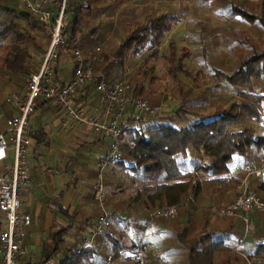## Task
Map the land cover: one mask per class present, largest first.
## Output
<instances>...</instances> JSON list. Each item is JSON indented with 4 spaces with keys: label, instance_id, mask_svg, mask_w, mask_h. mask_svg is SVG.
I'll use <instances>...</instances> for the list:
<instances>
[{
    "label": "trees",
    "instance_id": "16d2710c",
    "mask_svg": "<svg viewBox=\"0 0 264 264\" xmlns=\"http://www.w3.org/2000/svg\"><path fill=\"white\" fill-rule=\"evenodd\" d=\"M87 1L67 0L69 20L64 29V36L68 48L76 43L79 34L84 33L85 21L88 18L86 10L91 8L89 5L91 2ZM220 1L226 3L230 11L241 19L251 23L259 22L264 27V7L260 14H255L228 0ZM0 16V82L20 87L19 81L26 79L28 81L29 75L38 68L36 61L33 60L32 46L44 50L38 43L34 29L39 28L44 32L42 34L45 36L47 34L41 21L22 7L19 0H0ZM174 22L175 18L168 13L149 18L128 33L115 51L110 54L97 52L96 69L107 73L108 77H114V70L119 69L121 76L125 72L124 66L129 53L132 51L138 54L147 47L151 53L144 60V64L145 62L147 64L150 58L159 57V48L167 33L172 30ZM88 38L99 39L95 29L88 34ZM246 44L249 48L248 53L241 57L236 69L229 72L219 68L210 69L215 78L235 89L238 101L229 106L219 107L211 114L194 113L195 121L185 125L176 124L173 117L167 120H159L157 117L146 120L133 117L128 126L122 128L120 124L123 157L115 162L120 166H128L138 178L144 175L158 182L154 185H144L143 192L139 191L136 194L139 199L146 196L143 199L146 208L149 205L153 206L152 210L164 205H178L181 210L191 205L199 212L201 210L195 204L196 201H185L189 195L194 193L196 200L206 192L211 193L212 197H220L228 189L226 179L210 178L211 176L231 173L235 164H246L254 158L264 156V135H256L253 127H245L243 130L234 128V124L245 118L264 115V47L250 42ZM88 49L87 47L81 50L86 52ZM188 56V53L181 54L177 58V63L169 66V72L175 80L178 79L179 72L189 75L184 63ZM167 59L171 63L174 62L170 56ZM100 62L103 64L101 69L98 68ZM198 72L201 73L200 70ZM190 90L185 91L183 86L179 87L180 106L175 113L181 118L183 113L189 112L188 108L193 104L196 107L195 100L199 98L190 96ZM151 92L143 80H136L131 91L138 97H146ZM206 155L211 157V162L204 161ZM208 179L210 182H206ZM261 187H264V182ZM213 207V204H209L204 209L207 211L205 213L207 218L204 220L202 234L197 244L190 246L187 264H233L234 258L229 255L233 224L224 231L207 229L210 226L208 213ZM191 212L189 209L187 223L178 231L177 238L180 243H185L196 231ZM196 212L194 211V214ZM115 218L121 222L124 220L126 223L133 222V228L141 224L144 230V225L146 226V219L137 220L132 217L126 220L119 216ZM70 228L71 225H68L50 234L51 241L44 243L43 257L39 264H46L50 260L62 264L59 263L57 256L66 251L64 248ZM257 232L256 245L246 248L243 243L241 248H246L250 258L256 257L260 264H264V242L261 241L262 236L258 235L261 232ZM110 237L111 233H106L104 240L99 243L107 244L111 241ZM237 242L239 244L241 241ZM137 243L135 242L133 246ZM78 256L89 260L85 264L90 263L94 249L86 251L82 248Z\"/></svg>",
    "mask_w": 264,
    "mask_h": 264
},
{
    "label": "rangeland",
    "instance_id": "374dc122",
    "mask_svg": "<svg viewBox=\"0 0 264 264\" xmlns=\"http://www.w3.org/2000/svg\"><path fill=\"white\" fill-rule=\"evenodd\" d=\"M88 1L91 2L90 4L88 3L91 8L86 10L88 18L85 21L84 33L78 35V40L71 47H65V49L61 50L60 54L63 55L62 57L59 56L60 59L58 58L60 62L66 60L68 57L65 54L73 53L72 51L75 47H80L81 49L100 47L99 52L110 54L116 50L128 33L149 18L162 13H168L175 18L176 23L174 22L172 30L167 33L159 48V57L150 58L147 64L146 62L144 64V60L150 55L151 50L147 47L138 54L131 51L125 63L123 75L120 76V70L116 69L117 71L114 70L113 72L114 77H108L110 82L116 80L127 82L131 95H133L131 91L136 80H143L144 85L152 92L141 98L148 101L150 105L161 108V113L157 115L159 120H167L169 117H173V121L176 124L185 125L195 121L194 113L211 114L219 107L229 106L238 101L239 97L235 89L215 78L211 74L210 69L219 68L227 72L236 69L241 57L248 53L249 48L246 42L264 47V27L259 22H247L236 16L230 11L227 4L220 0ZM228 1L242 6L248 12L255 14H260L264 7V0ZM94 29L100 31L98 40L88 38V34ZM33 32L38 36L39 45L44 48V50H41L36 46H32L33 60L36 61L38 66L41 62V57L50 45V38L42 34L43 31L39 28L34 29ZM183 53H188L189 55L184 60L185 69L189 72V75L179 72V77L175 80L169 72V66L176 64L177 58ZM168 56L174 59L173 63L167 59ZM98 68H103L101 62L98 64ZM199 70L201 73L198 72ZM19 85L20 87H15L7 82H0V103H2V109L5 107L6 109L9 108L7 105L11 104L3 103L8 96L17 94L22 97L25 94L28 86L27 79L20 80ZM182 86L185 91L191 89L189 92L190 96H198L199 98L195 100L196 107L193 104L188 108L189 112L183 113L184 115L181 118L175 112L180 106L178 96L179 87ZM6 111L8 113V110ZM245 127H253L256 135H264V115L256 118H245L240 123L234 124L235 130H243ZM258 159L254 158L253 161ZM12 161L13 150L9 152V158L5 162L10 163ZM238 165L240 163L235 164L233 167V175L236 178L233 180L237 182V185L240 183L241 177L235 174L234 169ZM206 182H210L209 179ZM232 182L220 197H212L211 193L205 191L206 194L197 199L195 203L198 209L200 208L201 210L199 212H196V209H193L190 205L179 210L175 218H162L153 221L151 227L147 230L146 239L158 246L163 256L167 259V264H187L190 246L196 245L201 237V229L205 218H207L205 214L207 211L205 212L204 209L209 204H213L214 207L208 213L210 226L207 229L224 231L233 224L231 242L229 241L231 247L229 255L234 258L233 264H247L242 255L233 251V248L238 244L237 241H241L244 236L243 224L237 218H222L218 215V209L222 207V204L229 203L238 195V189L235 191ZM262 183V179H252L251 190L264 199ZM189 209L192 210L191 214L194 217L196 231L190 235L185 243H180L177 234L187 223ZM150 211L153 210L148 207V212ZM194 211L196 212L195 214ZM257 217L259 224L256 221L254 222V233L257 231V233L261 232L258 235L264 237V213H259ZM133 227V222L126 223L125 220L121 222L115 218L108 231L96 238L94 245L84 242V236L80 237L81 240L78 239V236L82 235L79 233L76 236L77 241L72 246L73 248L67 249L69 244H66L64 248L66 251L57 256L58 261L62 264H85L89 260L82 257L79 258L78 252L82 248L86 251L92 248L94 249V256L91 261L101 262L109 256H115L116 252L120 250L116 257L117 264H126L127 257L138 243L135 246L133 244L140 241L144 232L141 224L136 225L135 228ZM108 232L111 233V241L101 245L99 243L101 238ZM254 233L246 237L244 241L246 248L256 245V233ZM115 248H118V250H115ZM246 248L240 247V251L248 254ZM32 259L33 256L28 255L24 259L23 264ZM148 264L163 263L149 254Z\"/></svg>",
    "mask_w": 264,
    "mask_h": 264
},
{
    "label": "built area",
    "instance_id": "2783aa9c",
    "mask_svg": "<svg viewBox=\"0 0 264 264\" xmlns=\"http://www.w3.org/2000/svg\"><path fill=\"white\" fill-rule=\"evenodd\" d=\"M19 1L22 7L41 21L44 31L50 38V45L41 57L38 68L29 75L25 94L22 97L12 94L3 102L11 103L18 112L8 120L6 132H0V264H23L28 254L26 237L27 229L32 224V216L21 207L24 190L31 188L29 120L37 110L40 100L52 101L62 109L66 115L65 125H91L96 130L111 136L112 146L102 160V170L123 157L120 124L128 112L133 117L143 120L157 117L161 113L160 107L152 106L145 99L131 95L127 82L123 80L110 82L105 72L96 69L97 52L100 51V47L88 49L86 52L76 47L74 77L64 84L54 83L56 63L61 50L66 47L64 29L68 2L67 0ZM86 83H93L99 93L101 115L90 112L84 104L76 103V95ZM1 108L2 103L0 110ZM11 150H13V161L6 163ZM235 172L241 177L237 186L238 195L229 203L222 204L218 209V215L222 218L239 219L243 224L244 236L233 251L242 255L247 264H260L258 258H250L247 253L240 251V247L246 237L254 233L256 216L264 213V199L251 190L252 179H264V158L240 164L235 168ZM94 196L99 202L100 211L86 241L89 245L107 232L115 219L114 213L106 207L102 178L97 184ZM185 201L195 202V194L189 195ZM178 213V205L154 208L141 239L127 257L126 264H148L149 254L161 263L167 264V259L158 246L146 239V233L155 219L175 218ZM261 241L264 242V237ZM117 262L115 256H109L101 262L93 261L87 264H117ZM46 264H56V262L50 260Z\"/></svg>",
    "mask_w": 264,
    "mask_h": 264
},
{
    "label": "crops",
    "instance_id": "0c3cea01",
    "mask_svg": "<svg viewBox=\"0 0 264 264\" xmlns=\"http://www.w3.org/2000/svg\"><path fill=\"white\" fill-rule=\"evenodd\" d=\"M68 20L67 13L66 23ZM96 33L100 37V31ZM72 52L65 54L68 57L66 60H57L54 83L64 84L74 77L76 60L74 50ZM75 100L76 103L84 104L90 112L102 114L99 93L93 83L84 84ZM7 106L9 108L0 110V132H6L8 120L18 112L14 105ZM132 118L128 112L122 119V128L128 126ZM65 119L64 111L47 100H40L37 110L30 116L31 188L24 190L21 208L32 216V224L27 229L26 245L27 256L32 255L33 259L26 264H39L43 257L44 243L51 241L50 234L68 225H71L66 237L69 247L75 244L79 233L82 235L78 239L83 236L84 242L89 239L92 225L100 211L94 195L101 178L106 207L115 216L126 220L132 217L137 220L146 219L147 223L152 212H148L145 207L143 199L146 196L139 199L136 194L143 192L144 185L158 182L144 175L138 178L128 166H120L115 161L102 170V160L112 146L111 136L91 125H65ZM211 160L210 156L204 157L206 163ZM210 178L226 179L228 186L233 181V187L237 190L233 170ZM255 221L259 224L257 216Z\"/></svg>",
    "mask_w": 264,
    "mask_h": 264
}]
</instances>
